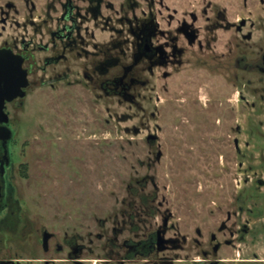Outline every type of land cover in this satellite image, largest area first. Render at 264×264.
I'll return each instance as SVG.
<instances>
[{
  "label": "rangeland",
  "instance_id": "374dc122",
  "mask_svg": "<svg viewBox=\"0 0 264 264\" xmlns=\"http://www.w3.org/2000/svg\"><path fill=\"white\" fill-rule=\"evenodd\" d=\"M113 1L118 6L124 0ZM7 3L13 6L11 21L25 22L31 32L32 21L51 25L52 19L60 17L65 0H0V9ZM186 3V10H202V25L211 3L228 23L246 22L241 34L235 29L219 30L216 54L223 61L230 52L235 57L246 52L254 60L264 52V0ZM138 4L146 7L145 1ZM89 26L93 29L92 23ZM15 28L6 32L13 34ZM95 33L97 40L109 38L100 30ZM83 63L74 62L72 85L43 83L41 74L35 73L27 96L8 104L14 132L12 203L8 213L0 214V264L67 259V250L57 252L55 244L65 248L64 239L75 236L84 238L79 240L85 244L83 257L101 264L97 259L110 248L97 241L96 235L102 232L99 221L106 220L111 228L121 200L127 197V185L134 175L147 174L155 177L162 213L172 212V222L185 228L188 237L196 236L192 234L196 227L205 236L219 235L228 211L237 213L234 248L225 247L220 257L233 259L231 264H264V76L186 65L165 79L163 73L170 71L158 69L144 74L149 83L138 87L135 100L126 101L98 97L99 92L85 85ZM234 73L244 74L246 84L233 81ZM50 75L51 68L45 77ZM248 127L249 157L243 159V154H236L233 140L240 141L242 150ZM151 134L159 137L155 146L147 143ZM202 146L214 149L212 156L200 155ZM159 151L163 153L160 162L156 160ZM43 229L55 235L49 252L42 248ZM223 236L228 237L226 232ZM204 249L205 245L190 241L172 253L186 259Z\"/></svg>",
  "mask_w": 264,
  "mask_h": 264
},
{
  "label": "flooded vegetation",
  "instance_id": "af4514ba",
  "mask_svg": "<svg viewBox=\"0 0 264 264\" xmlns=\"http://www.w3.org/2000/svg\"><path fill=\"white\" fill-rule=\"evenodd\" d=\"M78 1L82 4L77 3ZM142 1L146 2L144 9L140 7L138 0H124L118 6L113 0H65L61 5L60 17L52 19L51 25L47 24V21L44 24L32 21L31 32L25 22L20 25L16 20L11 21L10 11L13 6L7 3V9H0V24L3 30L0 31V50L11 52L24 60L29 81L32 75L40 73L39 80L43 83L48 80L50 85L64 82L72 85L74 62L84 60L81 74L85 85L92 86L94 92H99L97 96L100 98L113 96L126 101L135 100L138 87L149 83L144 74L152 75L158 69L170 71L163 73L165 79L171 78L175 71L186 65L207 71L224 68L243 73L253 71L264 76L263 51L255 60L246 52H241L236 57L230 52L226 61L216 54L219 30L235 29L241 34L246 27L245 21L239 25L228 23L225 14L220 13L211 3L209 9L204 12L206 19L202 25V10H186L187 0ZM91 23L93 29L89 26ZM13 26L16 27L13 34L6 32ZM47 26H52V29L47 30ZM96 30L108 33V40H97ZM244 39L250 37L244 36ZM50 68L51 75L46 78ZM231 79L246 84L244 74L241 76L234 73ZM19 100L22 99L9 104ZM135 134L139 135L140 131L137 130ZM245 134L247 139L243 142L242 150L240 141L237 138L233 140L236 154H243V159L249 157V127ZM150 136L153 135L147 137V143L155 146L159 137L155 134V139H150ZM10 146L11 141L8 145L10 161L6 164V148L0 141V173H3L0 214L11 210L12 190L9 177L13 162ZM212 151L214 149L202 146L199 153L203 157L212 156ZM162 157L163 153L159 151L156 160L160 162ZM242 164L244 166L245 163ZM150 187L153 189H149ZM125 193L127 197L121 200L111 228L106 220L99 221L102 232L96 235L97 241L104 242L105 246L110 248L108 254L97 259L101 264H231L234 261L220 257V253L225 247L234 248V222L237 213L228 211L227 222L219 226V235L213 232L205 236L201 229L196 227L192 230V234L196 236L191 238L185 233V228L172 222V212L162 213L163 202L159 201V189L153 175H134ZM239 201L244 200L239 197ZM239 212H244L243 206L239 208ZM155 218L158 220L156 224ZM45 230L41 232V243L43 250L49 252L50 242L55 239V235L51 233L53 236L49 240L48 249L45 250ZM247 231L248 228H245V233ZM225 232L228 237L223 238ZM80 239L84 241L80 236L65 238V248L60 243L55 244L57 252L67 250V259L62 260L71 264H91V259L83 257L85 244L81 243ZM88 241L94 243L93 239ZM190 241L199 247L205 245L207 249L193 258L186 259H180L178 254L172 253L182 250ZM59 260L62 261L57 258L45 260V264H54ZM9 262L20 264L14 263L13 260Z\"/></svg>",
  "mask_w": 264,
  "mask_h": 264
},
{
  "label": "water",
  "instance_id": "95a60500",
  "mask_svg": "<svg viewBox=\"0 0 264 264\" xmlns=\"http://www.w3.org/2000/svg\"><path fill=\"white\" fill-rule=\"evenodd\" d=\"M29 87V74L24 68V60L11 52L0 50V141L6 148V164L10 161L8 145L14 137V132L10 127V116L6 111L7 105L17 99H24ZM150 139H155V136H150ZM2 174L0 173V203L3 198ZM52 236L53 234L48 230L44 231L43 247L45 250L48 249L49 240Z\"/></svg>",
  "mask_w": 264,
  "mask_h": 264
}]
</instances>
